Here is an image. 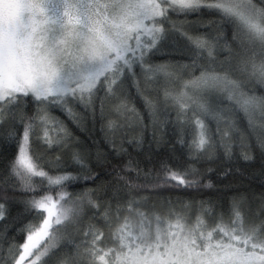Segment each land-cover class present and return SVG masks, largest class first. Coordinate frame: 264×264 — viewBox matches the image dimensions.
Masks as SVG:
<instances>
[{"label":"snow or ice","instance_id":"1","mask_svg":"<svg viewBox=\"0 0 264 264\" xmlns=\"http://www.w3.org/2000/svg\"><path fill=\"white\" fill-rule=\"evenodd\" d=\"M252 151L264 176V0L0 2V264H264V191L196 198Z\"/></svg>","mask_w":264,"mask_h":264},{"label":"trees","instance_id":"2","mask_svg":"<svg viewBox=\"0 0 264 264\" xmlns=\"http://www.w3.org/2000/svg\"><path fill=\"white\" fill-rule=\"evenodd\" d=\"M128 100H129V103L127 105L128 109L131 110L132 108H135L136 112L139 113L140 119L142 120L143 124L149 126L146 132V136L148 138H151L152 129H151V121H150L149 113L147 109L144 107L141 97L137 95L135 86H131V85L129 86ZM54 114L58 116L60 119L64 120L66 123H68L74 135L80 137L82 140L85 141V143L90 144L93 139L99 140L101 136L99 124H97L94 129H92L91 125L89 124V128L91 129V131L77 129L65 114L59 111H57ZM173 117H175V113H173ZM211 127L213 128V131H215L214 122L212 123ZM221 127L223 128L225 127V125L222 123ZM228 131H229V136L231 138L232 146L235 150V154L237 157L240 156L244 151L245 143H251L254 145V137L248 126V119L243 112H240L235 118V127L228 129ZM50 135L54 136L55 132L54 131L51 132ZM157 135H159V132L157 133ZM189 139H191V137H189ZM250 154L253 155L254 157H257V159L251 162L244 161L243 159H239V161L235 163L233 162L221 163L220 161H214L206 165L205 167L212 168L214 169V171L208 173L207 178L205 179L204 182L205 183L211 182L213 186L209 188H205L204 194L202 196L197 195L196 197L197 200L222 199L223 202L230 199L232 194L236 191H240V192L254 191L257 194H259L260 191H264V176L260 174V162L258 159V151H252ZM220 156L222 160L223 159L222 150H220ZM139 159L141 160L140 167L145 171L152 167L151 164L145 163L143 157H139ZM224 168L232 169L231 174L227 178L218 175V173ZM94 170L100 174V178L102 180L108 181L113 179V176L106 174V172H110L111 169L96 168ZM131 174L133 177H135L136 175L135 172H132ZM34 179H36V177H34ZM136 182L137 183L143 182V177H141V179ZM80 183L82 188L95 187V185H93L90 182L85 183L81 181ZM79 190L80 189H73L71 187L67 189L68 192H73V191L78 192ZM53 198L59 199L60 197L54 195ZM220 210L222 211L223 209ZM13 211H15V208L13 209ZM165 219L167 223H170L172 225H175L177 223L175 219H168L167 217H165ZM201 219L203 220V216H201ZM91 222L92 221L90 220L89 216H84L82 218V227L86 229L87 225ZM180 223L183 224V221H180ZM178 230L179 229H174V231H178Z\"/></svg>","mask_w":264,"mask_h":264},{"label":"rangeland","instance_id":"3","mask_svg":"<svg viewBox=\"0 0 264 264\" xmlns=\"http://www.w3.org/2000/svg\"><path fill=\"white\" fill-rule=\"evenodd\" d=\"M0 2H2V0H0ZM68 2L70 4H75V3H78L80 2V0H68ZM76 15H75V10L74 9H70L69 10V13H68V16L66 17V20L65 22L68 23L69 20H71L73 22V24L75 23V20H76ZM54 199V202L57 204V206L59 207V204H60V201H61V198L59 199H56V198H53ZM63 221V220H62ZM179 231V230H178ZM177 231V232H178Z\"/></svg>","mask_w":264,"mask_h":264}]
</instances>
